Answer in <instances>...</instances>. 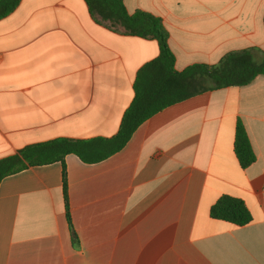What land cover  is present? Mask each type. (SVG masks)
<instances>
[{
  "label": "crops",
  "instance_id": "crops-1",
  "mask_svg": "<svg viewBox=\"0 0 264 264\" xmlns=\"http://www.w3.org/2000/svg\"><path fill=\"white\" fill-rule=\"evenodd\" d=\"M159 17L175 68L264 57V0H124ZM155 39L92 16L85 0H21L0 20V160L59 138H111ZM256 160L234 150L237 122ZM66 172V191L63 170ZM224 195L252 215L213 219ZM0 264H264V76L165 108L98 163L69 154L0 182Z\"/></svg>",
  "mask_w": 264,
  "mask_h": 264
},
{
  "label": "trees",
  "instance_id": "trees-1",
  "mask_svg": "<svg viewBox=\"0 0 264 264\" xmlns=\"http://www.w3.org/2000/svg\"><path fill=\"white\" fill-rule=\"evenodd\" d=\"M89 12L113 28L144 39H155L160 46L159 56L146 64L137 74L135 97L124 113L118 133L111 138L74 140L59 138L22 149L18 155L0 160V182L27 166L46 165L64 161L73 154L85 163L101 162L125 147L137 128L165 108L193 96L224 87L249 84L264 76V57L255 58L257 49L232 52L215 65L193 64L182 71L175 68V56L168 45V32L162 20L150 13H129L124 0H85ZM21 0H0V20L12 13ZM234 150L242 168L256 160L249 135L239 120L236 126ZM66 191V172L63 170ZM213 219L243 226L252 221L245 203L224 195L211 207Z\"/></svg>",
  "mask_w": 264,
  "mask_h": 264
}]
</instances>
